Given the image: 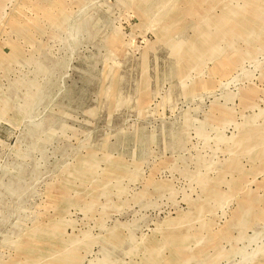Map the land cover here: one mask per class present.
Listing matches in <instances>:
<instances>
[{
  "label": "rangeland",
  "instance_id": "374dc122",
  "mask_svg": "<svg viewBox=\"0 0 264 264\" xmlns=\"http://www.w3.org/2000/svg\"><path fill=\"white\" fill-rule=\"evenodd\" d=\"M0 264H264V0H0Z\"/></svg>",
  "mask_w": 264,
  "mask_h": 264
}]
</instances>
